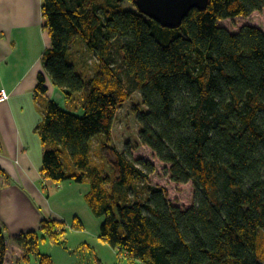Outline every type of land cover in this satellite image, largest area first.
<instances>
[{
  "label": "trees",
  "instance_id": "1",
  "mask_svg": "<svg viewBox=\"0 0 264 264\" xmlns=\"http://www.w3.org/2000/svg\"><path fill=\"white\" fill-rule=\"evenodd\" d=\"M125 1L42 0L51 38L46 73L68 104L80 102L71 111L48 101L37 128L42 176L90 185L85 200L102 221L100 239L129 264H264V32L246 25L233 34L219 26L262 12L264 0H209L178 28L123 9ZM78 40L96 59L93 75L67 62ZM47 92L41 75L36 94ZM134 93L142 98L133 106L139 142L170 165L172 181L193 184L188 209L149 183L151 164L112 144L118 111ZM99 136V154L113 174L92 163ZM140 181L132 202L123 191ZM67 227L45 218L16 242L26 260L34 255L39 264H54L40 244L67 248ZM72 227L84 225L75 218ZM7 250L0 227V264Z\"/></svg>",
  "mask_w": 264,
  "mask_h": 264
},
{
  "label": "crops",
  "instance_id": "2",
  "mask_svg": "<svg viewBox=\"0 0 264 264\" xmlns=\"http://www.w3.org/2000/svg\"><path fill=\"white\" fill-rule=\"evenodd\" d=\"M43 24L42 0H0V92L10 95L0 101V227L8 245L5 264L21 234L38 231L45 218L60 222L76 218V201L82 202L90 191L87 182L57 184L41 173L44 145L37 128L48 101L61 107L64 101L67 110L75 111L46 73L43 56L51 48V38ZM41 75L46 77V96L36 94ZM62 258L60 262L73 264ZM19 261L16 264H24L26 259Z\"/></svg>",
  "mask_w": 264,
  "mask_h": 264
},
{
  "label": "rangeland",
  "instance_id": "3",
  "mask_svg": "<svg viewBox=\"0 0 264 264\" xmlns=\"http://www.w3.org/2000/svg\"><path fill=\"white\" fill-rule=\"evenodd\" d=\"M100 3L104 4L103 0H100ZM122 8L131 11L138 10L133 0H126ZM246 25L257 27L264 32V10L262 12H255L247 18L238 17L220 21L219 23V26L226 28L233 34L238 33ZM66 59L68 63L74 64L75 66V62H77L79 67L89 75L95 73L97 67L96 59L86 49L85 43L81 40L76 42L74 49L67 54ZM127 84L128 81H126V87H128ZM141 102V95L134 93L132 98L119 109L114 124L112 144L117 146L121 152L129 149L133 160H141L151 164L154 167L153 172H150V169H145L149 183L154 187H161L166 190L173 206L188 209L195 202V189L193 184L191 182L180 184L172 181L169 173L170 165L162 163L150 148L142 146L139 142L141 125L137 120V115L133 111V106ZM79 103L78 97L74 101L73 106H77ZM61 105L66 109L64 101H62ZM104 141L105 137L99 136L93 142L92 163L104 169L105 174L109 175L112 172L111 167L99 154L100 142ZM137 144L139 145L138 147ZM65 160L70 161L69 154H66ZM143 186L144 182L142 181L134 182L132 187L123 191V194L134 202L136 200L135 189H142ZM74 218L66 222L68 224L65 235L67 248L54 244L49 240L41 242L40 244L41 253L48 255L55 254V256L52 255L54 264H57L56 262L64 264L62 263V256L66 259L65 262L71 260L73 264H98V260L102 264H129L126 258L119 256L116 250L100 239V226L102 221L91 212L85 199L82 202L79 200L76 201V218H79L83 222V229H75L72 227ZM12 247L22 248L18 243H13ZM12 247L10 248L8 264H16L20 259H26L27 253L24 249H21L23 252H18ZM22 263L39 264V261L36 256L32 255L30 261L26 260Z\"/></svg>",
  "mask_w": 264,
  "mask_h": 264
},
{
  "label": "water",
  "instance_id": "4",
  "mask_svg": "<svg viewBox=\"0 0 264 264\" xmlns=\"http://www.w3.org/2000/svg\"><path fill=\"white\" fill-rule=\"evenodd\" d=\"M144 16L166 28H178L194 9L205 10L209 0H135Z\"/></svg>",
  "mask_w": 264,
  "mask_h": 264
},
{
  "label": "built area",
  "instance_id": "5",
  "mask_svg": "<svg viewBox=\"0 0 264 264\" xmlns=\"http://www.w3.org/2000/svg\"><path fill=\"white\" fill-rule=\"evenodd\" d=\"M10 98L9 93L2 91L0 92V101H5L8 100Z\"/></svg>",
  "mask_w": 264,
  "mask_h": 264
}]
</instances>
